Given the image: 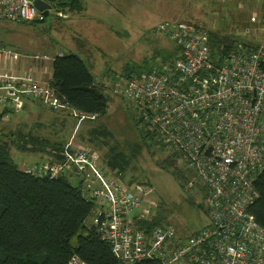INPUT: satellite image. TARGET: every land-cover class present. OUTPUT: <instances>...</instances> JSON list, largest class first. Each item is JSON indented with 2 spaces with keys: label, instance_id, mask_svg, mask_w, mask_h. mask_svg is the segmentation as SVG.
Segmentation results:
<instances>
[{
  "label": "built area",
  "instance_id": "built-area-1",
  "mask_svg": "<svg viewBox=\"0 0 264 264\" xmlns=\"http://www.w3.org/2000/svg\"><path fill=\"white\" fill-rule=\"evenodd\" d=\"M44 19L34 0H0V22ZM158 31L179 49L176 60L160 59L147 73L119 76L112 88L139 115L138 130L176 150L208 192V226L188 238L173 224L149 227L160 208L154 187L125 182L103 166L98 152L72 142L60 160L26 168V173L75 179L94 203L97 232L117 264H264V228L249 211L264 173V39L238 43L225 54L213 50L208 29L191 22L166 23ZM250 32L248 38L257 34L256 28ZM0 53L6 52L0 48ZM10 73L0 72L1 118L21 112L24 98L50 110L76 112L31 71ZM68 264L88 263L74 255Z\"/></svg>",
  "mask_w": 264,
  "mask_h": 264
},
{
  "label": "rangeland",
  "instance_id": "rangeland-1",
  "mask_svg": "<svg viewBox=\"0 0 264 264\" xmlns=\"http://www.w3.org/2000/svg\"><path fill=\"white\" fill-rule=\"evenodd\" d=\"M46 1L53 9L43 21L30 24L0 22V47L6 52L0 53V72L16 73L18 63L36 60V55L55 59L61 55L80 54L91 68L96 82L104 83L103 86L109 88V109L96 121L80 119L83 122L78 123L75 119L72 137L77 143L73 145L96 147L103 161L117 147L126 153L141 148V155L123 178L126 182L133 180L154 187L159 197L160 208L157 213L162 215L160 217L159 214L155 219L163 218V224H173L185 238L207 227L208 192L200 187L194 173L184 166L176 150L164 149L149 138L143 139L136 126L139 115L125 105L120 94H116L117 90L114 91L110 84L116 76H123L131 67H143L151 60L159 61L166 52L176 53L177 47L158 31L166 23L191 22L208 29L211 47L218 51V43L222 41L230 42L231 47L236 46L237 40L245 43L249 39L254 43L262 41L264 32H261L260 26L264 23V0H81L88 16L93 18L90 19L92 23L105 27L114 36L111 38L110 34H106L105 38L100 39L99 45L82 42L91 47V55L87 51L77 53L61 38L65 21L60 18L70 9L69 4L72 5L73 0ZM254 15L256 20L253 19ZM255 28L256 36L248 38L251 32L246 34L247 30L254 31ZM7 53L19 54L20 62L13 61ZM37 105L45 107L39 102ZM21 117L26 118L23 115ZM9 130L0 123V133L12 132ZM92 130H97L99 136L91 139ZM11 153L23 170L40 164L36 163L35 155L38 154H30L20 147H12ZM19 158L22 160L19 161ZM70 180L77 185L75 179ZM96 223L97 216L92 213L85 225L92 228Z\"/></svg>",
  "mask_w": 264,
  "mask_h": 264
},
{
  "label": "trees",
  "instance_id": "trees-1",
  "mask_svg": "<svg viewBox=\"0 0 264 264\" xmlns=\"http://www.w3.org/2000/svg\"><path fill=\"white\" fill-rule=\"evenodd\" d=\"M69 6L76 12L84 11L81 0H73ZM241 42L237 40L236 46L231 47L230 42L227 41V44L222 41L218 43V49L221 53H231ZM177 53L179 55L178 48L174 54L166 52L161 60L173 62L178 55L174 59L171 57ZM157 62L151 60L143 67H131L123 77L147 73ZM52 70L53 76L49 85L56 90L61 101L69 104L78 114L86 117L96 115L98 118L108 112L107 92L110 90L103 86L104 83L96 82L90 67L80 55L72 53L55 57ZM117 77L112 80L111 86L117 82ZM97 118L83 121H96ZM139 133L143 139L149 138L155 145L167 148L153 133ZM90 135L91 139L99 136L97 130L90 131ZM15 138L0 140V264H68L74 255H78L88 264H117L111 246L99 236L97 227L89 228L85 225L93 212L94 203L85 199L81 188L66 177L50 179L31 176L19 167L11 153L13 146L29 153L50 150V154L47 153L54 158L50 161H54L61 159L60 154L66 145L41 139L32 132L19 133ZM82 147L97 150L90 145ZM141 150L138 148L126 153L117 147L102 160V164L108 171L116 173L124 180L123 176L141 155ZM128 183L134 184L136 181ZM145 185L152 186L149 183ZM256 188L259 197L249 211L264 228V173L256 182ZM158 214L162 216L161 213ZM163 221V218L155 219L149 227L162 225ZM140 264L158 263L146 261Z\"/></svg>",
  "mask_w": 264,
  "mask_h": 264
},
{
  "label": "crops",
  "instance_id": "crops-1",
  "mask_svg": "<svg viewBox=\"0 0 264 264\" xmlns=\"http://www.w3.org/2000/svg\"><path fill=\"white\" fill-rule=\"evenodd\" d=\"M60 19H64L62 21H65L62 25L63 27L61 28L64 31L61 38L68 42L69 47L76 49L77 53L87 51L90 54L91 47H88L87 44L82 42H89L99 45L100 39L105 38L106 34H110L111 38H114L112 33L107 32L105 27L101 28L98 26L99 24L92 23L90 19L93 18L92 16H88V11L86 8L83 12H76L75 10L69 9ZM57 28L59 29V26ZM8 55L11 57L12 55H17L18 59L15 62H20L19 54L8 53ZM34 57L37 59L29 60L24 64L18 63V70H16V73H18L17 75H20L21 73L23 74L26 71H31L38 81L44 84H50L53 76L52 68L54 59H51L47 55H44L41 58L38 55ZM29 64H32V66ZM43 78H45V80ZM22 102L23 109L21 112L11 113L9 120L0 117V123H2L6 129H10L8 132L12 131L10 133H0V140H5L6 138L12 140L16 139L15 135H18L19 133L30 134V132H32L34 136H37L41 139L63 143L64 145H67L71 142L77 143V141H75V137H72L75 132V119H79L77 116V111L74 112L70 109H65L67 110L66 112H54L50 109H46V107L38 106L36 102L29 98H24ZM68 111H70V113ZM21 115L26 116V118L21 117ZM66 117L71 118L72 121H68ZM78 123H81L80 119ZM77 128L79 127L77 126ZM47 152L39 151L32 152L30 154H38L35 155L37 160L36 163L42 164L54 159L51 158ZM20 160H22V158H19V161ZM15 162L19 165V162Z\"/></svg>",
  "mask_w": 264,
  "mask_h": 264
},
{
  "label": "water",
  "instance_id": "water-1",
  "mask_svg": "<svg viewBox=\"0 0 264 264\" xmlns=\"http://www.w3.org/2000/svg\"><path fill=\"white\" fill-rule=\"evenodd\" d=\"M34 5L44 15L45 18L50 15L51 10L53 9L52 5H50L45 0H34Z\"/></svg>",
  "mask_w": 264,
  "mask_h": 264
}]
</instances>
